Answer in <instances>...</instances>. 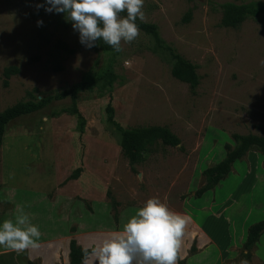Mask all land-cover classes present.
Segmentation results:
<instances>
[{
	"label": "rangeland",
	"instance_id": "1",
	"mask_svg": "<svg viewBox=\"0 0 264 264\" xmlns=\"http://www.w3.org/2000/svg\"><path fill=\"white\" fill-rule=\"evenodd\" d=\"M226 1L144 0L142 21L155 24L161 38L195 64L199 81L191 90L171 75L167 53L150 50L143 31L121 41L118 54L96 52L79 43L65 14L36 7L44 0H0V111L27 100L29 92L38 100L69 90L108 63L117 76L110 94L98 86L77 94L82 132L69 96L6 123L0 221L21 209L41 235L37 247L20 253L0 247V264H66L71 238L98 248L152 197L189 218L177 253L184 264H264V232L243 248L247 227L264 217L258 149L194 196L205 183L203 170L224 157L225 144L234 145L233 133L264 137V20L223 26ZM10 66L18 72L5 77ZM107 101L122 126H166L179 144L157 140L131 166L105 121ZM82 264H96L94 255Z\"/></svg>",
	"mask_w": 264,
	"mask_h": 264
},
{
	"label": "clouds",
	"instance_id": "2",
	"mask_svg": "<svg viewBox=\"0 0 264 264\" xmlns=\"http://www.w3.org/2000/svg\"><path fill=\"white\" fill-rule=\"evenodd\" d=\"M144 0H44L45 12L63 13L79 43L86 48L98 41L121 51V41L138 36L136 20H143ZM125 12L122 16L120 13ZM42 21H37L41 24ZM46 119V117H44ZM188 217L174 212L157 197L143 206L123 225L122 230L93 248L96 264H177L178 250ZM38 227L17 209L14 219L0 221V247L20 253L37 247Z\"/></svg>",
	"mask_w": 264,
	"mask_h": 264
},
{
	"label": "trees",
	"instance_id": "3",
	"mask_svg": "<svg viewBox=\"0 0 264 264\" xmlns=\"http://www.w3.org/2000/svg\"><path fill=\"white\" fill-rule=\"evenodd\" d=\"M120 15L125 16L126 13L122 12ZM189 17V13L184 17V21ZM256 18L259 21L264 20V1L263 0H230L221 5V18L220 23L225 27H235L242 23L247 18ZM136 24L138 30L143 31L150 37V50L153 52L167 53L172 59L171 75L179 81L189 84L193 90L198 84L199 78L196 73V66L194 63L181 55L174 46L161 38L158 28L155 24L147 23L137 19ZM61 47L72 52L65 44L61 43ZM96 52L114 53L107 44L98 41L96 46L92 47ZM18 72L16 66L7 67L4 70V76L9 77L11 74ZM116 74L113 72L110 63L101 70L95 73L89 79L86 78L78 83L72 85L71 89L63 90L53 95L42 96L36 99V96L29 92V98L24 101L15 103L14 105L0 111V147L5 125L11 119L18 117L22 114H27L36 111L49 103L52 99L59 100L67 96L70 97L71 105L70 112L75 114L79 119V130L82 132L85 120L79 112L76 99L77 94L83 90H91L93 87L98 86L101 89H107L110 94L113 82L116 79ZM110 97V95H108ZM104 115L106 123L114 130L119 136V145L122 154L127 158L129 164L133 166L143 160V153L148 147L159 140L162 144L169 146H176L179 144L178 137L166 126L151 125L144 127H124L114 117V109L110 101H107L104 107ZM232 139L234 145L225 144L224 157L214 164L203 170L205 176V183L195 190L194 196L199 197L207 190L212 189L220 180H222L231 171L232 164L242 158L246 152L255 147L264 155V137L255 134L240 135L233 133ZM76 170L73 177H76ZM264 232V218L250 224L247 227L245 241L243 248L249 249ZM68 263L67 264H82L87 257V254L92 252L91 249H84L81 247L75 238H71L68 244ZM196 248L194 244L190 247V252ZM26 264H35L28 260ZM177 264H184V259H178Z\"/></svg>",
	"mask_w": 264,
	"mask_h": 264
},
{
	"label": "crops",
	"instance_id": "4",
	"mask_svg": "<svg viewBox=\"0 0 264 264\" xmlns=\"http://www.w3.org/2000/svg\"><path fill=\"white\" fill-rule=\"evenodd\" d=\"M263 218H264V217H263ZM261 219H262V218H261ZM196 240H197V242H198L199 245H202V244L206 243V242H204V243H200L198 238H196ZM68 244H69V243H68ZM68 251H69V248H68ZM67 263H68V255H67V262H66V264H67Z\"/></svg>",
	"mask_w": 264,
	"mask_h": 264
},
{
	"label": "water",
	"instance_id": "5",
	"mask_svg": "<svg viewBox=\"0 0 264 264\" xmlns=\"http://www.w3.org/2000/svg\"><path fill=\"white\" fill-rule=\"evenodd\" d=\"M83 248H84V247H83ZM84 249H87V248H84ZM91 254H92V252L88 253V254H87V257H88L89 255H91ZM87 257H86V259H87ZM86 259H85V260H86ZM85 260H84V262H85Z\"/></svg>",
	"mask_w": 264,
	"mask_h": 264
}]
</instances>
